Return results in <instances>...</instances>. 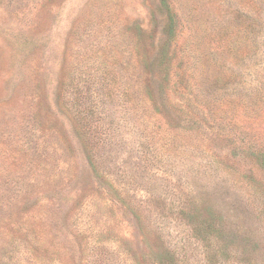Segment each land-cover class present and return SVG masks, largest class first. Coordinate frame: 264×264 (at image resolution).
Wrapping results in <instances>:
<instances>
[{
    "label": "rangeland",
    "instance_id": "obj_1",
    "mask_svg": "<svg viewBox=\"0 0 264 264\" xmlns=\"http://www.w3.org/2000/svg\"><path fill=\"white\" fill-rule=\"evenodd\" d=\"M0 264H264V0H0Z\"/></svg>",
    "mask_w": 264,
    "mask_h": 264
},
{
    "label": "trees",
    "instance_id": "obj_2",
    "mask_svg": "<svg viewBox=\"0 0 264 264\" xmlns=\"http://www.w3.org/2000/svg\"><path fill=\"white\" fill-rule=\"evenodd\" d=\"M163 2H165V0H163Z\"/></svg>",
    "mask_w": 264,
    "mask_h": 264
}]
</instances>
